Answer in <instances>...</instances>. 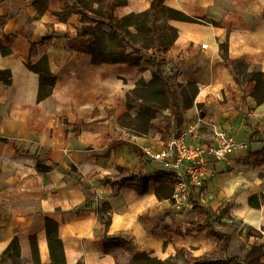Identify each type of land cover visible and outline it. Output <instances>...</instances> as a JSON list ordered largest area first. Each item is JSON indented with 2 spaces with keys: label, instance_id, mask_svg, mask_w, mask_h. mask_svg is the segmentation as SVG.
Here are the masks:
<instances>
[{
  "label": "crops",
  "instance_id": "1",
  "mask_svg": "<svg viewBox=\"0 0 264 264\" xmlns=\"http://www.w3.org/2000/svg\"><path fill=\"white\" fill-rule=\"evenodd\" d=\"M150 1L127 0L126 5L117 8L116 14L142 11ZM28 3L29 0H0L1 15L16 14L4 26L0 25V39L4 36L5 42H0V47L7 50L6 54L0 51V69L11 72L9 86L0 82V254L17 237L21 264H32L29 236L33 235L40 262L48 264L44 225L47 217L58 223L66 264H129L131 253L122 244L103 240V227L97 214L83 207L87 197L93 202L109 204L107 235L128 236L139 252L165 255L166 243V253H173L175 238L169 236L175 233L168 227L181 222L184 211L175 210L171 198L157 197L153 162H140L126 145L110 149L107 146L111 140L123 138L142 149H158L172 132L174 115L173 119L162 116L169 126L151 130L147 135L123 133L118 117L123 114V95L128 88L123 81H118V76H125L122 69L128 66L118 69L116 64H94L85 53L65 48L62 43L65 40L59 34L72 28L51 14L58 8L57 0H50V8L44 13L37 12ZM164 3L220 24L167 21L177 29L173 46H177L174 50L185 60L183 77L194 81L198 88L194 105L183 113V126L199 121L197 141L204 145L213 142L211 123L221 124L226 133L239 141H246L254 130L264 140V103L256 104L249 90L234 82L218 47L219 41L227 39L230 58L245 60L249 69L264 72V0H164ZM120 9L123 12L119 13ZM26 16L30 21L27 28L31 43L35 44L31 58V43L19 34ZM11 33L16 36L7 43ZM46 34L53 37L42 43ZM58 40L61 45L52 48ZM201 43L206 44L204 49ZM170 51L172 46L167 52ZM43 54L49 58L56 81L51 95L38 102V75L28 70L25 62L29 58L35 62ZM198 109V117L191 118ZM60 118L79 125L97 121L105 128L75 132ZM203 125L211 130L210 134L201 132ZM14 145L27 149L28 154L16 151ZM260 147L261 143H251L252 150ZM31 151L48 156L56 166L49 172L37 171ZM242 151L235 152L242 155ZM208 160L219 161L212 157ZM116 165L150 176L149 191L139 194L133 188L123 187L114 195L110 185L100 184L105 175L115 172ZM70 166L75 170L70 171ZM159 169L165 173V184L172 187L167 181V172L161 166ZM75 176L92 186L95 193L89 194L85 187L75 183ZM199 200L206 206L202 194Z\"/></svg>",
  "mask_w": 264,
  "mask_h": 264
},
{
  "label": "trees",
  "instance_id": "2",
  "mask_svg": "<svg viewBox=\"0 0 264 264\" xmlns=\"http://www.w3.org/2000/svg\"><path fill=\"white\" fill-rule=\"evenodd\" d=\"M58 8L51 11V14L60 22L70 24L72 31L67 30L59 35L65 40V48L73 51L85 53L91 63L94 64H116L131 67L139 72L149 70L151 78L145 82L137 80L133 88L126 94L127 110L118 117L119 124L125 125L124 120L129 115L131 109L130 100L137 101V109L127 125L131 134L144 136L152 130V120L155 115L164 109L176 115V123L183 120V113L194 105V97L198 91L194 81L187 82V88L177 91L176 86L169 81L163 69L162 54L166 53L172 46L177 37V29L168 24V20H178L191 23H207L213 26L220 24L206 16H192L176 8L167 6L164 0H151L149 6L139 12H129L123 16L116 14L117 8L127 4V0H57ZM37 12L44 13L50 8V0H29L28 3ZM13 12L6 15L0 14V25L4 26L7 19L13 17ZM73 16L75 17L73 19ZM163 22H160V21ZM30 24L28 16L24 21L19 34L24 36L31 43V32L27 28ZM47 27L50 24L46 25ZM97 30L102 31L109 40L99 36ZM16 33L9 34L11 43ZM53 37V36H52ZM49 35H44L42 43L51 41ZM147 40V44L139 45L136 40ZM4 42V36L0 39ZM219 53L224 61L225 67L230 70L234 82L249 90V95L256 104L264 103V72L249 69V64L242 59H232L227 53V39L218 42ZM35 44L31 43L30 58ZM2 54L7 50L0 47ZM30 58L25 62V67L38 75V88L36 99L42 101L51 95L56 77L51 71L49 58L46 54L41 55L35 62ZM0 82L5 86L11 84V72L9 69H0ZM197 107H201L199 103ZM67 126H72V130L77 132L79 129L91 132L105 128V125L92 121L84 124H70L65 118H60ZM167 127L169 124L166 125ZM259 132L254 130L247 138L249 154L255 159L258 165L264 168V140L259 137ZM103 138H108L103 135ZM6 141V139H3ZM261 143V147L256 150L251 149V143ZM117 145H126L132 149L140 162L151 160L144 150L129 139L111 140L107 148L110 149ZM16 151H23L28 154L27 149L14 145ZM108 152L104 153L106 156ZM36 170L39 172H49L56 164L48 157L41 156L33 152ZM74 166H70V171H74ZM153 178L157 183L155 193L158 198H171L172 187L165 184V173L158 169ZM75 183L82 185L89 194H94L92 186L75 176ZM150 176H145L142 172L134 173L128 168L116 165L115 172L105 175L100 184L110 185L113 194L116 195L123 187L133 188L139 194L149 191L148 183ZM204 184V182H203ZM202 184V186H203ZM201 186V187H202ZM200 189V188H193ZM192 207L195 211V219L190 222L188 231H205L207 236L216 238V247L209 254L191 256L186 258L185 264H264L260 261L262 252L258 247H252L246 255L247 258L241 261L235 254L228 251L230 235L215 227L218 221L216 211L205 206L199 199L191 197ZM247 203L250 207L259 209L264 200H259L257 193L248 197ZM84 208H91L97 214L103 227V240L122 244L130 253L129 264H134L142 259L146 253L139 252L135 248L132 239L125 235H107L106 229L109 224L110 206L107 202H93L87 197L83 204ZM220 209L218 208L217 211ZM47 247L50 256L48 264H66L65 254L61 239L58 236V223L54 220L44 218ZM32 264H43L39 259V252L35 236H29ZM256 251V252H254ZM0 264H21L19 242L14 237L0 254Z\"/></svg>",
  "mask_w": 264,
  "mask_h": 264
},
{
  "label": "rangeland",
  "instance_id": "3",
  "mask_svg": "<svg viewBox=\"0 0 264 264\" xmlns=\"http://www.w3.org/2000/svg\"><path fill=\"white\" fill-rule=\"evenodd\" d=\"M121 12H123V9L119 10V13ZM190 15L199 16L196 13H191ZM163 21L161 20L160 22ZM195 24L205 25L203 22ZM97 32L99 36L103 37L105 40H109L102 31L97 30ZM136 42L139 45L148 43L146 39H138ZM62 43L65 44V41H62ZM52 45V48H57L61 45V41H55ZM176 47L177 46H173L172 44V51L166 52L161 56L163 58V69L165 74L168 76L169 81L176 86L177 91L180 92L181 88L188 87L187 82L189 80H185L183 77L182 73L184 72L185 60L182 56H179L181 53L177 54V51L174 50ZM120 66L122 65H116L115 68L121 69L123 67ZM132 70L134 71L131 67H124L122 69V75L125 74V76H118V81H123L124 87L126 89L128 88L123 95V113L127 110L125 104L127 102L126 94L130 90L128 86H134L139 79L147 82L151 78V72L149 70L142 72L135 70L133 73H130ZM133 75L136 76L135 80L132 79ZM130 104L132 107L128 111L129 115L124 120L125 125L123 122L119 125L123 127V133L133 135L126 124L130 122L132 116L136 112L137 101L134 99L130 100ZM199 113L200 110L198 109L196 114L191 115V118L198 117ZM184 121H187V119ZM166 124V120L162 118L161 112H159L152 120V130L165 127ZM182 127L183 120L177 124L176 115L174 114L172 131L180 130ZM200 129L201 132L206 135L211 133V130L205 125ZM242 152V155L233 152L232 155L220 161L208 160V176L203 186L200 189H194L190 193L189 203L182 205L183 207L181 205L176 206L173 203L175 205V210L184 211L181 222H175L168 227L175 233V236H169L170 238H175L176 244L174 246V252L167 254L166 243H164L163 252L165 255L156 256L152 251H148L145 252L146 255L142 259L136 261L134 264H185L186 258L203 254L207 255L214 250L216 247V238L207 236L204 230H187L190 228V222L195 219V211L192 207L191 197L199 199L200 194H202L206 206L216 211L218 221L215 227L230 235L228 251L235 254L243 261L247 258L246 255L253 246L258 247L262 252L260 261L264 262V203L260 205L259 209L246 208L244 214L236 213L233 210L235 206H249L247 199L254 193L259 195V200H264V168L262 165H258L255 162L254 157L249 154L248 149ZM31 154L33 155V152ZM232 157L235 162H229ZM151 162L154 163L153 169L158 170L160 167L159 163L153 160H149L145 163L150 164ZM218 208L220 209L219 211H217Z\"/></svg>",
  "mask_w": 264,
  "mask_h": 264
},
{
  "label": "built area",
  "instance_id": "4",
  "mask_svg": "<svg viewBox=\"0 0 264 264\" xmlns=\"http://www.w3.org/2000/svg\"><path fill=\"white\" fill-rule=\"evenodd\" d=\"M200 47L204 49L206 44L201 43ZM161 114L173 119L167 108ZM199 126V121L186 124L182 129L172 131L158 149H143L148 158L167 172V181L173 190L171 199L176 206L188 204L191 190L202 186L208 176L209 157L220 161L235 151L248 148L246 141H239L226 133L219 123H211L213 142L204 145L197 141Z\"/></svg>",
  "mask_w": 264,
  "mask_h": 264
},
{
  "label": "bare ground",
  "instance_id": "5",
  "mask_svg": "<svg viewBox=\"0 0 264 264\" xmlns=\"http://www.w3.org/2000/svg\"><path fill=\"white\" fill-rule=\"evenodd\" d=\"M246 208H249V207H247L245 205H240V206H235L233 210L236 213L244 214V211L246 210Z\"/></svg>",
  "mask_w": 264,
  "mask_h": 264
}]
</instances>
